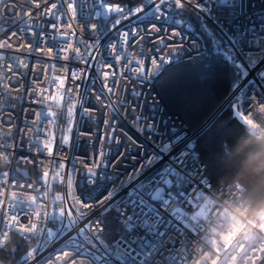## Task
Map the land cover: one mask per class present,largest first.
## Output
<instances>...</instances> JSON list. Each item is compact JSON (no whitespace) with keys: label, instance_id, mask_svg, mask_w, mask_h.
Listing matches in <instances>:
<instances>
[{"label":"built area","instance_id":"2783aa9c","mask_svg":"<svg viewBox=\"0 0 264 264\" xmlns=\"http://www.w3.org/2000/svg\"><path fill=\"white\" fill-rule=\"evenodd\" d=\"M16 2L20 4L23 0ZM52 2L57 0H48L49 4ZM107 2L123 6L127 13L129 8L134 9L147 4L148 0H107ZM156 2L158 3L159 0ZM197 2L211 9V12L201 13L192 6ZM239 2L243 5L244 15L239 16L234 26H255L258 36L264 37V31L260 28L261 19L264 18V0H239ZM96 3L97 0H85L83 18L78 6L75 20L71 18L69 12L66 17L61 16L58 21L51 15L42 16L41 12L44 8L42 3L40 9H34V17L30 20L31 30L20 34L21 39L17 41L21 46L20 51H14L16 43L13 44L12 49H0L6 63L13 69L5 74V69L0 66V76L3 77L0 83L8 84L7 89L0 87V105H2L0 144L8 145L6 148H0V152L11 153L9 162H4L7 166L4 172L8 173V177L0 176V180L6 179L7 184L0 183V187L3 188L6 196L15 192L24 200L25 206L29 204V197L36 196V203L26 208L28 212L35 207L40 208L41 211L58 212L59 206H63L72 209L75 216V210L80 206L72 198L73 196L79 200L87 198V202L93 204L108 191L116 190L118 197L114 202L105 201L104 204H97L91 210L82 209L89 213L91 219L98 217L104 219L101 215L104 205L111 204L113 209L118 206L119 197H124L129 187L126 175L131 174L142 163L144 157L158 148L161 133H167V137L176 135L181 138V142L176 143L172 149L173 155L183 150L186 143L194 145L195 152L199 156L198 167L208 178L206 165L196 150L197 138L204 129L193 133L178 115L168 113L162 98L155 91V84L157 78L169 67L207 55V38L201 33V22L198 21V17L202 16L203 21L210 27H215L217 23L215 17L219 15L215 0H191V5L186 4L184 9H177L174 0H166V3L161 5V11L157 13L162 17L161 19L154 20L151 8H146L143 13L122 19L115 27L113 21L119 19L122 14L111 13L107 18L97 17L92 7ZM64 8L67 11L66 3ZM89 13L92 15L89 16ZM192 14L197 18V22L191 19ZM225 15H227L226 9ZM20 23L23 25L24 21L21 20ZM53 23L59 25V31L52 28ZM153 23L160 28V31L152 28ZM93 24L96 25L95 29L92 27ZM68 25H71V28H68ZM234 26L226 25L229 34L234 30ZM35 32L42 33L40 51L29 49V41L35 40L33 36ZM64 32L68 33L67 41L73 48L80 49L79 55L71 50L63 51L67 46L62 35ZM125 32L130 33L127 42H123ZM176 32L180 35H173ZM160 38L163 40L161 41ZM12 39L16 40L15 37ZM32 47L35 48L36 45L33 44ZM49 47L52 49L51 54L46 55L42 50ZM57 48L61 49L58 60L55 56ZM65 55L68 59H64ZM9 56L26 61L27 68L21 66L17 70L8 59ZM83 57H87V60ZM153 60L156 61L155 65L152 63ZM137 69L142 70L138 73ZM259 71H264V64L258 63L251 69L247 79L256 83L248 85L247 88H244V84L240 81L236 82L241 84L244 92L233 88L220 111L239 103L244 109H251L254 117L257 115V109L261 101H264V80H259ZM102 73H108V78L105 79ZM73 74L79 78L74 79ZM57 75L65 79L62 90L65 104L76 105L71 133L66 132L69 126L66 111L63 116L51 118L55 120V124L49 120L36 119L37 113L42 110L47 112L52 107L50 101L43 104L40 102V94L48 96L56 93L58 81L55 83L48 81ZM69 88L71 98L68 95ZM237 96L240 97L239 101L236 99ZM53 110L61 111L55 108ZM137 117L141 119L138 121ZM255 122L259 123L256 134L252 133V129L244 126L255 138L264 140V113H260ZM148 125L153 127L149 129ZM9 130L10 135H4ZM52 135L55 139L52 144V154L49 155L44 148V142ZM63 135L69 136L67 144L61 142ZM101 152L104 153L103 157L100 156ZM168 159L169 157L165 156L154 168L145 171L140 179L144 180L154 175ZM61 164L64 165L63 169L60 168ZM98 164L107 166L97 167ZM18 169L28 170L29 177H24L17 171ZM89 169L95 172V182L89 176ZM44 171L49 172L48 183L51 184V191L47 196L45 192L48 183L42 179ZM57 172L60 176L53 180L52 177ZM69 178L72 181L70 187ZM219 188L224 189L225 195L236 198L227 202L231 208L243 207L252 211L248 188L245 185L234 181ZM217 189L212 187V191ZM56 195L64 197L65 200L54 203L53 197ZM8 202L12 203L10 200ZM23 215L21 213L22 217ZM104 215L106 223L111 217L115 222L117 213L113 210ZM85 222L86 220L81 221L78 226H82ZM68 235H75V231L48 243L44 255L55 253L63 247ZM40 239L42 237L36 236L23 241L31 244L33 249L37 247ZM14 264H23V261L18 259ZM30 264L35 262L32 261Z\"/></svg>","mask_w":264,"mask_h":264},{"label":"snow or ice","instance_id":"6c2138e0","mask_svg":"<svg viewBox=\"0 0 264 264\" xmlns=\"http://www.w3.org/2000/svg\"><path fill=\"white\" fill-rule=\"evenodd\" d=\"M84 2L85 0H57L49 4L48 0H23V3L17 4L16 0H0V49H12L13 44L16 43L14 51H20L21 46L17 43L21 39L20 34L31 30L30 20L34 17V9H40L42 3L44 4L42 16L51 15L58 21L61 16L66 17L69 12L71 18L75 20L78 6L83 18ZM215 2L219 13L215 17L217 23L215 27H210L203 21L202 16L198 17V21L201 22V33L208 38L212 50L230 63L235 80L240 81L244 84V88H247L248 85L256 83L254 80L247 79L251 69L258 63L264 64V37L258 36L255 26H234L239 16L244 15L243 5L239 0H215ZM65 3L67 11L64 8ZM165 3L166 0H159L158 3L156 0H148L147 4L134 9L129 8L127 13L123 6L109 4L107 0H97L92 7L97 17L107 18L111 13L122 14L119 19L113 21V27H115L122 19L143 13L146 8H151L153 19L159 20L162 17L157 13L161 11V5ZM174 4L177 9H184L186 4L191 5V0H174ZM192 6L199 9L201 13L211 12V9L199 2ZM225 9L227 15H225ZM91 15L92 13H89V16ZM21 20L24 21L23 25L20 23ZM226 25L234 26L231 34ZM51 26L59 31L57 23ZM92 27L95 29L96 25L93 24ZM68 28H71V25H68ZM152 28L160 31L155 23L152 24ZM260 28L264 31V18L261 19ZM129 34V32L123 34V42H127ZM41 35L40 32L33 33L35 40L29 41L31 51L41 50L39 48ZM62 35L67 45L63 51L71 50L79 55L80 49L73 48L67 41L68 33L64 32ZM133 35L135 36L134 33ZM173 35L178 36L180 33L176 32ZM13 37L16 38L15 41ZM160 39L163 40V38ZM33 44L36 45L35 48L32 47ZM42 51L47 55L51 54L52 49L49 47ZM60 51L61 49L57 48L55 53L57 60L60 59ZM8 59L17 70L21 66L27 68V62L19 57L9 56ZM64 59H68V56L65 55ZM83 59L87 60V57ZM152 63L155 65L156 61L153 60ZM0 66L5 69V74L13 70L12 66L6 63L3 52H0ZM141 70L137 69V72ZM102 75L107 79L109 74L102 73ZM73 78L79 77L73 74ZM258 78L264 80V71L258 72ZM2 80L3 77L0 76V81ZM56 81L58 84H56L57 90L54 95L40 94V102L43 104L50 101L52 107L47 112L42 110L37 113L36 119L37 121L49 120L55 124V120L51 118L63 116L66 111L69 124L66 132L71 133L76 105L74 103L66 105L64 102L62 90L65 79L57 75L48 83ZM245 81L247 82L244 83ZM0 87L7 89L8 84L0 83ZM234 88L244 92L241 84H234ZM109 91L111 92L112 89L110 88ZM68 95L71 98L70 88ZM236 99L239 101L240 97L237 96ZM53 108L61 111L58 112ZM235 108L237 110L234 116L247 128L252 129L253 134H256L259 123L255 120L259 118L260 113H264V101H261L255 117L251 114V109H244L239 103L235 105ZM136 119L139 121L141 118ZM152 127L148 125L149 129ZM4 135H10V130ZM165 137L167 133H161L158 148L144 157L142 163L131 174L126 175L128 190L124 193V197H119L116 208L113 209L111 204L104 205L101 212L104 219L99 217L91 219L89 213L82 209L91 210L97 204H104L105 201L114 202L118 197L116 190L108 191L93 204H89L87 198L79 200L73 196L72 198L80 206L75 210L74 216L72 209L63 206H59L58 212L41 211L38 207L28 212L26 208L36 203V196L29 197V204L25 206L24 200L15 192L6 196L3 188L0 187V197H4L0 199V252L12 243L14 238L27 240L40 236L42 239L38 241L37 247L26 251L20 258L23 264H30L32 261L35 264H41L42 261L43 264H264V209L250 212L243 207L231 208L227 202L234 201L236 198L225 195L222 188L212 191L211 181L198 167L199 156L195 152V146L186 143L183 150L173 155L172 149L176 143L181 142V138L176 135ZM54 139V135L48 136L44 142V148L49 155L52 154ZM68 141V135L61 137L62 143L67 144ZM6 147H8L6 143L0 144V148ZM10 155L11 153L0 152V161L9 162ZM103 155L104 153L101 152L100 156L103 157ZM165 156L169 157L168 161L157 169L154 175L144 180L140 179L145 171L154 168ZM101 166L107 165H97V167ZM63 167L64 165L61 164L60 168L63 169ZM0 176L7 178L8 173L4 172ZM59 176L60 173L57 172L52 179L55 180ZM89 176L95 182V172L91 169H89ZM42 179L48 183V171L43 172ZM0 183L6 185L7 180H0ZM71 183L69 178V187ZM50 191L51 184L48 183L45 196ZM9 200L12 203H9ZM64 200L65 198L59 195L53 197L54 203ZM113 210L117 216L114 226L109 227L105 222L104 214ZM21 213L24 214L23 217ZM85 220L82 226H78ZM72 231H75V235H68L63 247L55 253L44 255L48 243ZM18 249L17 243L16 250Z\"/></svg>","mask_w":264,"mask_h":264},{"label":"trees","instance_id":"16d2710c","mask_svg":"<svg viewBox=\"0 0 264 264\" xmlns=\"http://www.w3.org/2000/svg\"><path fill=\"white\" fill-rule=\"evenodd\" d=\"M191 19L197 22L193 14ZM207 43V55L166 69L157 78L155 91L168 113L178 115L191 132L204 129L197 138L196 150L212 187L239 181L248 188L252 211L263 209L264 140L255 138L234 118L232 107L220 111L237 81L230 63L212 50L208 38ZM6 169L0 161V174ZM107 224L114 226V219L109 218ZM31 248V244L14 238L0 252V261L14 264Z\"/></svg>","mask_w":264,"mask_h":264},{"label":"water","instance_id":"95a60500","mask_svg":"<svg viewBox=\"0 0 264 264\" xmlns=\"http://www.w3.org/2000/svg\"><path fill=\"white\" fill-rule=\"evenodd\" d=\"M232 109H233V113L237 110L236 108H235V105H233L232 106ZM234 118H236L235 116H234ZM237 119V118H236ZM237 120H239V119H237ZM240 121V120H239ZM241 122V121H240ZM241 124H242V122H241ZM244 125V124H243ZM18 172H20L24 177H29V171L28 170H25V169H18L17 170Z\"/></svg>","mask_w":264,"mask_h":264}]
</instances>
